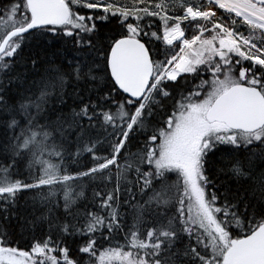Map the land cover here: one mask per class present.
<instances>
[{"label":"snow or ice","instance_id":"6c2138e0","mask_svg":"<svg viewBox=\"0 0 264 264\" xmlns=\"http://www.w3.org/2000/svg\"><path fill=\"white\" fill-rule=\"evenodd\" d=\"M0 264H264V0H0Z\"/></svg>","mask_w":264,"mask_h":264},{"label":"trees","instance_id":"16d2710c","mask_svg":"<svg viewBox=\"0 0 264 264\" xmlns=\"http://www.w3.org/2000/svg\"><path fill=\"white\" fill-rule=\"evenodd\" d=\"M121 242H123L122 239H121ZM108 246H109L108 244H105V245H104L105 248H107ZM101 250H102V249H101Z\"/></svg>","mask_w":264,"mask_h":264}]
</instances>
